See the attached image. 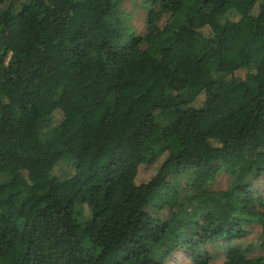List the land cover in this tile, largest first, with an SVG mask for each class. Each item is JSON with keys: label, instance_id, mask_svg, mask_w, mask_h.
<instances>
[{"label": "trees", "instance_id": "1", "mask_svg": "<svg viewBox=\"0 0 264 264\" xmlns=\"http://www.w3.org/2000/svg\"><path fill=\"white\" fill-rule=\"evenodd\" d=\"M151 1L124 41L120 0H0V264H208L251 221L264 252V0Z\"/></svg>", "mask_w": 264, "mask_h": 264}, {"label": "rangeland", "instance_id": "2", "mask_svg": "<svg viewBox=\"0 0 264 264\" xmlns=\"http://www.w3.org/2000/svg\"><path fill=\"white\" fill-rule=\"evenodd\" d=\"M157 6L152 4L151 0H120L119 8L116 13V19H118L119 25L126 31L124 41H128L131 37L136 35H142L145 33L146 29V13L149 9H156ZM232 18L236 17L235 13L229 15ZM167 15H164L160 20L159 24L162 26ZM245 71L239 70L236 72V75L239 77L244 76ZM228 78V76H224ZM58 92L54 93V97H57ZM162 120V119H160ZM52 125L50 122H45L41 128V134L44 137H48L51 134ZM190 169L181 170L179 172H171L166 177V186L161 192H165L169 187H174L175 190H178L180 194H186L188 185V177ZM232 179V175L224 170H220L215 174V177L210 185V189L213 192H218L226 189ZM251 190L255 192L256 195H259L264 199V175L259 177L252 183ZM244 233L240 237L236 238H219L215 239L212 242L206 244V248L209 254V263L208 264H222L225 260L226 253L234 244H238L240 247L245 248V251L248 256H254L263 254V250L259 247V238L261 236V227L255 222L251 221L243 226ZM192 227H187L184 230L187 232H192ZM151 256L155 259H163V264H192V260L188 255V252L183 251L181 248L173 250L168 256L164 257V249L151 245L150 246ZM124 251L119 253L118 260H122ZM164 257V258H163ZM122 264H129L123 262Z\"/></svg>", "mask_w": 264, "mask_h": 264}]
</instances>
